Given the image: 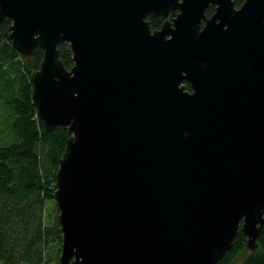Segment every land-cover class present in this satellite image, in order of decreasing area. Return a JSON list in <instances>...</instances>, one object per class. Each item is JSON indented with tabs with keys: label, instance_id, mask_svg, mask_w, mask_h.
<instances>
[{
	"label": "water",
	"instance_id": "1",
	"mask_svg": "<svg viewBox=\"0 0 264 264\" xmlns=\"http://www.w3.org/2000/svg\"><path fill=\"white\" fill-rule=\"evenodd\" d=\"M5 18L26 62L43 52L38 118L68 135L59 264H217L239 231L257 248L264 0H0Z\"/></svg>",
	"mask_w": 264,
	"mask_h": 264
},
{
	"label": "trees",
	"instance_id": "2",
	"mask_svg": "<svg viewBox=\"0 0 264 264\" xmlns=\"http://www.w3.org/2000/svg\"><path fill=\"white\" fill-rule=\"evenodd\" d=\"M242 1L235 0V7ZM212 12L210 8L206 15ZM147 20L151 30L163 21L151 16ZM10 26L8 18L0 24V264H58L62 233L53 193L68 135L62 126L46 130L38 118L30 74L38 69L43 52L36 48L26 62L12 47ZM58 52L69 69L73 65L69 45L59 44ZM48 202L53 204L51 220L45 215ZM245 243L246 237L239 231L232 248L217 264H264V222L257 248L250 250ZM56 245L57 257L51 263L49 249Z\"/></svg>",
	"mask_w": 264,
	"mask_h": 264
},
{
	"label": "rangeland",
	"instance_id": "3",
	"mask_svg": "<svg viewBox=\"0 0 264 264\" xmlns=\"http://www.w3.org/2000/svg\"><path fill=\"white\" fill-rule=\"evenodd\" d=\"M45 215H46V218L48 220L53 219L54 211H53V204L51 202H48L47 205H46V214ZM52 249H53V251H52ZM57 249H58V246L57 245L56 246H50L49 253L51 255H53L52 256L51 263H53L56 260V257L57 256H56L55 250H57ZM60 252H61V246H60ZM60 252L58 253V264H59Z\"/></svg>",
	"mask_w": 264,
	"mask_h": 264
}]
</instances>
